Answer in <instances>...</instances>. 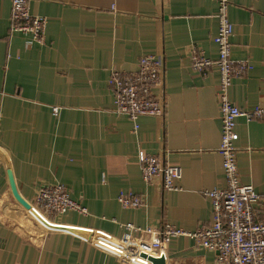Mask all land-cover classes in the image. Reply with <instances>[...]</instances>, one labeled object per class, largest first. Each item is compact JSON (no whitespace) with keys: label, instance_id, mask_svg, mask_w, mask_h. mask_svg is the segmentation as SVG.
Masks as SVG:
<instances>
[{"label":"crops","instance_id":"obj_1","mask_svg":"<svg viewBox=\"0 0 264 264\" xmlns=\"http://www.w3.org/2000/svg\"><path fill=\"white\" fill-rule=\"evenodd\" d=\"M232 58L248 62L229 98L242 109L264 107V0H230ZM47 18L45 44L10 32L11 1L0 0V264H131L83 236L41 226L28 212L38 189L64 184L88 209L50 223L120 238L125 225L185 231L211 225L204 193L226 186L219 153L220 74L191 68V49L218 58L216 0H29ZM161 57L163 117L135 122L114 112L112 72L137 71L141 57ZM58 108L57 116L53 109ZM243 184L264 195V120H237ZM144 150L181 168L178 189L145 182ZM144 205L124 208L119 197ZM145 239L159 245L158 235ZM167 264H220L217 253L189 237L166 246Z\"/></svg>","mask_w":264,"mask_h":264},{"label":"built area","instance_id":"obj_2","mask_svg":"<svg viewBox=\"0 0 264 264\" xmlns=\"http://www.w3.org/2000/svg\"><path fill=\"white\" fill-rule=\"evenodd\" d=\"M10 32L30 35L39 44H45L47 18L30 11L29 0H10ZM219 5L217 18L219 29L215 38L218 58L211 59L193 47L191 49V68L205 74L216 69L220 74L218 100L222 116V134L219 153L223 158L226 179L225 188L205 191L213 207V221L195 231H185L170 223L159 230L125 225L126 232L117 238L103 232H93L94 239H86L94 247L110 253L131 264H152L150 257L160 258L166 255V246L176 237H189L199 247L215 251L220 264H264V195L259 194L252 185L243 184L238 166L239 134L237 120L244 117L248 121H263L264 107L242 109L229 98L232 82L237 77L246 76L248 62L235 61L232 58L233 23L230 20V0H216ZM164 64L161 57L145 55L141 57L137 71L130 73L112 72L109 85L114 94V112L128 116L134 121L141 117H163L166 102L158 91L164 83ZM58 108L53 109L57 116ZM1 126V115H0ZM142 177L145 182L153 178L162 179L163 188L168 191L178 189L181 168L163 161L159 156L144 150L138 153ZM124 208H139L144 200L139 195L124 193L119 197ZM28 210L41 226L47 228L41 219L50 223L56 215L77 212L87 215L88 209L75 201L64 184L43 186L36 192L34 202ZM158 235L159 245L154 246L145 239V235Z\"/></svg>","mask_w":264,"mask_h":264},{"label":"water","instance_id":"obj_3","mask_svg":"<svg viewBox=\"0 0 264 264\" xmlns=\"http://www.w3.org/2000/svg\"><path fill=\"white\" fill-rule=\"evenodd\" d=\"M28 210H32L30 205H28ZM41 221L48 228L64 229V230H68V231H71L73 233H76L78 235H81L87 239H90V240L94 239V233L92 231H89L86 229H80V228H73V227H60L58 225L51 224V223H49L43 219H41ZM149 259L152 262V264H167V260L165 257H160V258L150 257Z\"/></svg>","mask_w":264,"mask_h":264}]
</instances>
